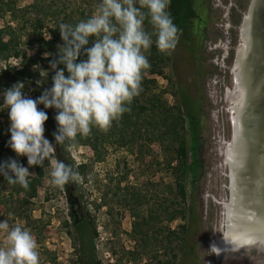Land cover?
Wrapping results in <instances>:
<instances>
[{"label": "rangeland", "instance_id": "obj_1", "mask_svg": "<svg viewBox=\"0 0 264 264\" xmlns=\"http://www.w3.org/2000/svg\"><path fill=\"white\" fill-rule=\"evenodd\" d=\"M5 1L0 0V6ZM67 1L80 4L85 11L91 8L96 11L101 2ZM195 1L198 19L193 22L190 41H183L178 34L176 48L171 54H164L162 76L144 70L140 91L144 97L137 99L138 104L147 105L150 97L155 96L166 108L176 109L187 96L200 110L199 158L203 168L198 181L186 185V200L182 201L177 193V163L165 150L167 142L163 145L152 142L147 147L141 141L127 147L106 144L99 162L87 146L67 149L68 161L79 173V180L68 185L73 193L78 189L74 200L83 220L95 233L93 250L99 264H218L215 243L209 242L224 234V203L229 201V170L219 159L224 149L218 143L230 140L228 103L232 68L240 42L239 29L250 0ZM15 2L16 9L31 4L30 0ZM17 15L21 16L20 20L13 21L8 13H0V29L10 25L18 30L15 38L20 50L33 57L37 47L36 30L28 25L32 16ZM144 28L154 33L147 19ZM49 29L43 27L46 40ZM152 39L155 45L154 34ZM149 51L144 53L148 60ZM5 65L19 69L21 62L13 58L0 61V69ZM45 67L46 63L39 60L29 72L37 74L38 81L50 89L55 72ZM43 72L48 73L47 77ZM144 81L149 82L145 88ZM3 103L0 96V148L2 143L6 147L2 157L4 161L17 159L28 167L27 158L17 157L7 146L10 120ZM50 110L56 121V110ZM44 135L50 141L46 131ZM53 155L56 157L55 152ZM80 166L84 167L82 171ZM52 167L50 161H45L44 177L36 197L26 204L18 203L15 196L10 198L9 190L1 183L0 221L7 220L10 226L20 225L30 231L38 245L39 264H77V234L72 228L64 188L52 186ZM29 171L34 173L33 167ZM185 210L188 211L184 214ZM191 210L197 216L195 220H191ZM174 212L175 218L169 220ZM181 226L186 228L185 236L181 234ZM0 247H7L3 232H0ZM255 256L256 252L252 251V258ZM259 258L264 261V255Z\"/></svg>", "mask_w": 264, "mask_h": 264}, {"label": "clouds", "instance_id": "obj_2", "mask_svg": "<svg viewBox=\"0 0 264 264\" xmlns=\"http://www.w3.org/2000/svg\"><path fill=\"white\" fill-rule=\"evenodd\" d=\"M170 3L101 0L87 20L75 26L59 25L63 44L57 46V58L50 63L55 72L50 89L36 99L25 93L23 82L0 91L10 120L7 146L17 157H26L28 165L23 166L17 159L0 162V176L9 185L28 190L29 177L35 175L29 169L43 167L45 161L53 166V187L63 189L79 180L78 172L53 155L55 146L44 135L48 115L38 106L57 112L56 145L74 141L78 135L88 136L93 127L108 131L114 121L131 110L129 106L140 94L142 74L150 68L144 53L153 44L152 35L162 54H171L178 44L180 30L168 11ZM146 19L154 33L145 30ZM90 41L92 46L88 47ZM49 55L45 53V58ZM82 55L86 59L79 60ZM43 73L47 77L48 73ZM0 232L6 233L7 240V247H0V264H39L38 245L29 230L10 226L5 220L0 221Z\"/></svg>", "mask_w": 264, "mask_h": 264}, {"label": "trees", "instance_id": "obj_3", "mask_svg": "<svg viewBox=\"0 0 264 264\" xmlns=\"http://www.w3.org/2000/svg\"><path fill=\"white\" fill-rule=\"evenodd\" d=\"M31 4L23 9H16L15 0H6L0 6V13H8L11 15L13 21L20 20L21 16L17 13L32 16L29 27H34L35 45L37 53L33 57H28L19 48V43L15 38L18 30L13 29L8 25L0 29V61L7 62L10 58L20 60L21 65L19 69L5 65L0 69V91L10 88L17 82L25 84V93L32 99H36L45 91L48 90L43 82L38 81V75L29 72L31 66L37 65L38 61L46 63V69L50 68V63L57 58L58 45H62L63 41L59 33V25L61 23H68L73 26L82 20H87L94 14V9L91 8L85 11L80 4L76 2L70 3L67 0H30ZM195 0H171L168 11L170 12L173 22L178 27L183 41H190V31L193 27V22L198 19L196 13ZM146 11V10H145ZM50 27L49 39L46 40L43 36V27ZM8 36V39H4ZM51 38V39H50ZM92 46L90 41L88 47ZM49 53L47 58L41 56ZM150 68L147 73L150 75L162 76V66L164 65V54L160 53L156 45H152L149 51ZM86 59L81 56L79 60ZM78 60V62H79ZM63 68V65H59ZM65 75L67 72L65 70ZM149 82L144 81L143 88ZM144 97V93L136 96L130 107V111L125 112L117 121H114L108 131H102L96 127L92 128L91 134L88 136L78 135L74 141H65L63 144L56 145L54 133L57 132L58 125L54 120L51 110L44 109L43 105H39L40 110L47 112L48 120L44 127L50 142L55 146L56 159L64 162L66 165L72 167L68 161L67 149L69 146H87L91 149L95 156V161L99 162L103 153H105L104 146L117 145L118 147H127L137 144L139 141L150 146L152 142H158L163 145L167 142L166 152L174 156L177 163L175 171L177 173L178 182L177 193L182 201L187 198L186 185H194L200 178L203 168V162L199 158L200 152V110L195 103H192L189 97H185L181 107L176 109L166 108L162 104L160 98L151 96L147 105H140L137 102L138 97ZM148 119V120H147ZM2 146L4 144L2 143ZM0 148V162H3V150L6 147ZM143 146H141L142 148ZM67 159V160H66ZM172 163V161H171ZM35 176L29 178V189L25 190L19 185H9L2 176H0V194L2 193L1 183L9 190V197L18 198V203L26 204L36 197L37 188L44 177V166L33 167ZM82 171L84 167L80 166ZM68 204L74 203V195H78V189L73 193L72 186L68 184L64 186ZM22 197V199H21ZM188 210L184 211L187 212ZM182 212V211H181ZM176 212L172 213L169 220L175 218ZM191 220L196 219L194 212L190 211ZM70 218L74 220V216L70 214ZM184 218L185 215H184ZM78 218V226H75L78 240L82 244L81 248V263L80 264H99L94 256L93 239L95 233L88 227L85 220ZM181 234L185 236L186 228L180 227ZM185 230V231H184ZM135 232V227H134ZM183 236V239H184ZM182 240V239H181Z\"/></svg>", "mask_w": 264, "mask_h": 264}, {"label": "water", "instance_id": "obj_4", "mask_svg": "<svg viewBox=\"0 0 264 264\" xmlns=\"http://www.w3.org/2000/svg\"><path fill=\"white\" fill-rule=\"evenodd\" d=\"M246 14L231 78L225 255L236 248L252 245L245 251V257L252 256L255 251L254 258L258 260L264 255V249L255 246L264 244V109L256 112L259 101L264 99V77L258 78L254 71L259 61L264 64V39L258 38L259 27L264 30V0H250ZM243 22L244 18L241 26ZM218 145L225 149L228 143L219 142ZM219 159L225 162L224 155ZM215 257L218 263L223 260L216 253Z\"/></svg>", "mask_w": 264, "mask_h": 264}, {"label": "flooded vegetation", "instance_id": "obj_5", "mask_svg": "<svg viewBox=\"0 0 264 264\" xmlns=\"http://www.w3.org/2000/svg\"><path fill=\"white\" fill-rule=\"evenodd\" d=\"M260 17H261V15H260ZM259 29L260 30L258 31V35H259L258 38L261 37V40H263L264 39V34H263L264 30L261 27H259ZM259 64L256 65V67L258 69L255 67L256 71H254V75L258 76V78L259 77H264V64L261 61H259ZM262 89H263L262 91H263V94H264V85L262 86ZM263 109H264V99H261L259 101L258 105H257L256 114H258L259 112L263 111ZM257 120H259V119H257ZM69 214H72L74 216V220H72V219L71 220H72V228L76 232L75 226H78V224H79L78 223V218H80L81 221L83 220V217H82V215L80 213L79 205L76 202V200H74V203L69 205ZM76 234H77V232H76ZM77 238H78V236H77ZM214 240L210 241L209 244L211 242H213ZM216 240L217 241H214V243H215L214 244L215 252H216L218 258H222L223 259L220 263H218L216 261L218 264H255L256 263L255 261H258V262L264 264V261L262 259L261 260L260 259L257 260L255 258H252V256L245 257L246 256L245 255V253H246L245 251H247V249L250 247V245L236 248V249L232 250L231 252H229V253H227L225 255V250L220 252V253H218L216 251V248H217L216 246L219 243V239L217 238ZM78 243H79L78 244L79 246H78V262H77V264H80L81 263L80 253H81L82 244H81V242L79 240H78ZM255 246H257V245H255ZM260 248H264V247L260 246ZM228 255H237V256L239 255V256H243V257H231V256H228Z\"/></svg>", "mask_w": 264, "mask_h": 264}, {"label": "bare ground", "instance_id": "obj_6", "mask_svg": "<svg viewBox=\"0 0 264 264\" xmlns=\"http://www.w3.org/2000/svg\"><path fill=\"white\" fill-rule=\"evenodd\" d=\"M246 15L247 14H245L243 25L239 29V31H240V38H241V34H242V30H243L244 23H245ZM228 111L230 112V104L229 103H228ZM223 155H224L225 164L227 165L228 170H229V143H228V146L224 149ZM228 178H229V175H228ZM228 204H229V201L226 202V203H224V207L226 205H228ZM224 217H225V212H224ZM224 226H225V220H224ZM260 246L264 247V244H257V247L258 248H260ZM216 247H217L216 248V251L218 253H220V252H222V251L225 250V231H224L223 236L219 239V243L217 244ZM260 249H264V248H260Z\"/></svg>", "mask_w": 264, "mask_h": 264}]
</instances>
